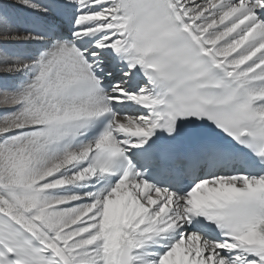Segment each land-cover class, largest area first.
Returning a JSON list of instances; mask_svg holds the SVG:
<instances>
[{"label": "snow or ice", "instance_id": "obj_1", "mask_svg": "<svg viewBox=\"0 0 264 264\" xmlns=\"http://www.w3.org/2000/svg\"><path fill=\"white\" fill-rule=\"evenodd\" d=\"M0 264H264V0H0Z\"/></svg>", "mask_w": 264, "mask_h": 264}]
</instances>
